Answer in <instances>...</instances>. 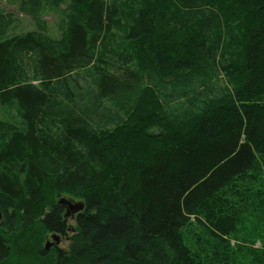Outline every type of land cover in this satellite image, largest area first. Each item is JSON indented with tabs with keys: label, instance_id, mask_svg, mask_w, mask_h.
<instances>
[{
	"label": "trees",
	"instance_id": "1",
	"mask_svg": "<svg viewBox=\"0 0 264 264\" xmlns=\"http://www.w3.org/2000/svg\"><path fill=\"white\" fill-rule=\"evenodd\" d=\"M66 2L59 38L39 20L9 35L0 9V106L20 119L0 121V264H264V0L16 14ZM115 29L125 50L105 44ZM127 97V119L99 112ZM62 197L84 204L73 226ZM50 233L67 248L45 250Z\"/></svg>",
	"mask_w": 264,
	"mask_h": 264
},
{
	"label": "rangeland",
	"instance_id": "2",
	"mask_svg": "<svg viewBox=\"0 0 264 264\" xmlns=\"http://www.w3.org/2000/svg\"><path fill=\"white\" fill-rule=\"evenodd\" d=\"M20 0H0V9L4 10L6 12H10L15 17V22L13 26L10 28L8 34L14 35V34H23L29 31H36V20L41 21L46 30L49 33V36L52 38H59L60 32L58 30V26L60 25L61 21L63 19H67L64 14V9L68 6V2L61 5L59 9H54L49 6H44L40 11L37 19H32V17L28 16V14H16L17 13V7ZM125 34L123 31H117L116 29L113 30L109 36H107L105 44L108 46L109 50H114L116 52V49L118 50H125L126 42L123 41ZM128 46V44H127ZM133 47V46H132ZM108 50V49H107ZM137 61V60H136ZM136 61L133 62V67L136 66ZM135 64V65H134ZM119 71L116 70V73ZM220 86L224 85L223 82H219ZM35 84H38V82H35ZM156 88L160 89V86L157 82L154 83ZM167 90L165 89V94ZM120 99H122L120 97ZM118 100L120 102V105L118 103L116 104V108L112 109L113 106H110V102H105L103 105V108L99 112L107 113L109 116V120H113L114 122L127 119V113H130L132 111L133 106L135 105L137 98L134 97H127L123 100ZM174 104V102L172 103ZM99 114V113H98ZM99 116V115H98ZM0 121L5 122H11V123H18L20 121L18 114L15 112V110H10L6 107L0 106ZM100 122V125L103 126V123ZM113 125V124H112ZM113 126H108V130H112ZM68 224L70 226H73V221L69 220ZM197 233L193 232L192 230L187 232L186 237L189 239V242H191L193 245H190L192 249L196 247L195 241V235ZM188 243V242H187ZM235 244H240L239 242H231V245L234 246ZM68 246V242L65 240H62V242L59 245L60 249H66ZM249 247H252L255 250L261 249V242L260 240H257L253 245H248ZM239 258V257H237ZM241 259V258H239ZM242 260V259H241ZM246 264H251V259L249 257L245 258Z\"/></svg>",
	"mask_w": 264,
	"mask_h": 264
},
{
	"label": "water",
	"instance_id": "3",
	"mask_svg": "<svg viewBox=\"0 0 264 264\" xmlns=\"http://www.w3.org/2000/svg\"><path fill=\"white\" fill-rule=\"evenodd\" d=\"M58 204L64 210V218L68 220H74L75 216L84 210V204L81 201H75L69 197H62L59 199ZM2 219V213L0 211V223ZM72 232V228L68 229ZM62 240L68 242V237H61L56 233H50L45 236L44 249L49 251L52 248H59Z\"/></svg>",
	"mask_w": 264,
	"mask_h": 264
},
{
	"label": "bare ground",
	"instance_id": "4",
	"mask_svg": "<svg viewBox=\"0 0 264 264\" xmlns=\"http://www.w3.org/2000/svg\"><path fill=\"white\" fill-rule=\"evenodd\" d=\"M161 82V81H160ZM163 82V81H162Z\"/></svg>",
	"mask_w": 264,
	"mask_h": 264
}]
</instances>
